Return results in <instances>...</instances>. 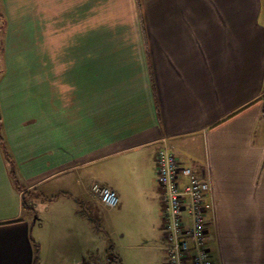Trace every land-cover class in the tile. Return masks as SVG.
<instances>
[{"label":"crops","instance_id":"obj_1","mask_svg":"<svg viewBox=\"0 0 264 264\" xmlns=\"http://www.w3.org/2000/svg\"><path fill=\"white\" fill-rule=\"evenodd\" d=\"M3 5L0 264H39L41 205L53 235L86 197L106 209L94 183L117 192L113 210L140 224L129 240L164 264L166 142L211 184L215 264H264V0Z\"/></svg>","mask_w":264,"mask_h":264},{"label":"built area","instance_id":"obj_2","mask_svg":"<svg viewBox=\"0 0 264 264\" xmlns=\"http://www.w3.org/2000/svg\"><path fill=\"white\" fill-rule=\"evenodd\" d=\"M156 180L163 193L162 221L164 264H215L211 240V184L191 167L184 166L167 142L155 158ZM91 195L104 208L118 205L116 191L94 183Z\"/></svg>","mask_w":264,"mask_h":264},{"label":"rangeland","instance_id":"obj_3","mask_svg":"<svg viewBox=\"0 0 264 264\" xmlns=\"http://www.w3.org/2000/svg\"><path fill=\"white\" fill-rule=\"evenodd\" d=\"M3 4L4 0H0V58L4 57L6 29ZM86 202L88 204L85 207L69 209L71 216L75 218L64 222L60 232L55 235L51 230L57 225V220L46 213L47 208L52 209L51 206L41 205L40 208H36L35 216L44 215L47 218L40 235L42 259L39 260V264H72L73 261L79 260L81 255L87 258L93 254L100 257L97 258L98 264H104L107 259L115 258L117 255L122 259V264H157L158 258H155L153 252L137 246L139 239L132 241L128 238L129 231H137L140 228L137 220H132L129 224L124 222L115 210L103 209L90 202L88 197ZM88 206H92L93 209ZM76 212L83 217H78ZM84 230H87V234H84ZM209 244L213 254L215 251L213 238ZM161 252L162 255L163 251ZM213 259L215 260L214 254Z\"/></svg>","mask_w":264,"mask_h":264},{"label":"trees","instance_id":"obj_4","mask_svg":"<svg viewBox=\"0 0 264 264\" xmlns=\"http://www.w3.org/2000/svg\"><path fill=\"white\" fill-rule=\"evenodd\" d=\"M0 140H1V135H0ZM37 247L38 246H36V261L38 260L37 253L39 252V247L38 248ZM114 263H115V261L110 260V261H108L107 264H114Z\"/></svg>","mask_w":264,"mask_h":264}]
</instances>
